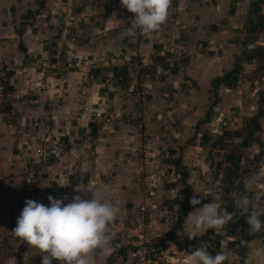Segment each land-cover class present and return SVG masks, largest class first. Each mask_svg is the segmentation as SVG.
I'll list each match as a JSON object with an SVG mask.
<instances>
[{"label": "crops", "instance_id": "1", "mask_svg": "<svg viewBox=\"0 0 264 264\" xmlns=\"http://www.w3.org/2000/svg\"><path fill=\"white\" fill-rule=\"evenodd\" d=\"M95 1L42 0L41 12L33 17L29 13L33 0H0V62L8 70L6 79L11 94L24 100L9 105L7 118L11 119L0 114V133L4 135L0 147V242L5 231L16 227L29 195L30 189L19 172L26 167L33 178L32 192L44 198L63 191L70 201L80 194L74 191L77 186L89 190L99 186L105 189L107 199L116 201L112 202L120 209L123 225L132 232L140 231V227L128 222L133 215L128 206L131 198L147 205L149 223L145 231L149 230L153 240H161L181 218L179 222L185 224L181 245L209 241L217 253L225 244L229 253L241 256L230 258V264H264V242L247 234L245 229L249 226L244 214L234 208L233 200L239 194L264 200V171L258 167L249 176L241 177L246 163H251L254 149L262 150L264 159V0H172L166 22L160 30L144 36L139 47L144 57L155 53L161 60L151 64L146 61L140 74L149 79L147 69H159L163 81L140 79L136 77L135 64H124L129 57L122 43L123 34L113 32L106 39L100 36V26L105 31L127 27L128 10H96ZM73 32L82 35L84 41L68 43L65 53L92 59L93 72L86 68L83 73L65 69L56 77L40 80L35 62L44 58L48 42L52 41L56 48L64 35ZM244 50L247 62L241 64L239 78L245 90L238 93L225 83L214 89L215 80L236 68L238 54ZM166 60L167 68H163ZM123 64L126 68H122ZM159 92L166 97L170 94L171 100L157 99ZM142 93L149 101L142 105L143 129L139 132L124 121V115L136 111L137 97ZM215 97L217 108L211 107ZM91 105L96 106L97 118L90 116ZM239 105L243 106L242 113L232 119V111ZM108 109L113 110L111 123L103 120ZM33 122L39 126L42 145L60 139L71 148L47 161L43 159L46 152L41 153L40 147L35 156L25 152L21 156L22 145L14 143L17 130L26 126L31 133ZM220 122H225V126L219 127ZM204 144L223 147L222 154L206 160ZM45 145L41 147H48ZM90 149L94 160L88 156ZM140 149L144 151V163L153 166V174H158L156 166L164 167L159 169L161 175L151 185L148 183L153 187L148 189L149 197L141 194L135 181L140 168L134 173L131 167L129 173L123 164L130 160L135 166L127 156ZM78 175L88 178L87 182H68L69 177ZM211 182L213 187H209ZM121 184L130 186L129 194ZM194 195L201 204H190L183 214L184 202ZM90 198L88 193L85 199ZM214 200L228 212H236L223 230L226 235L209 229L190 240L187 214ZM164 202L168 204L162 207ZM261 211L264 217V209ZM169 219L172 222L167 224ZM13 239L15 243L0 248V264H13L14 259L16 264H26L29 246ZM124 248L119 247L121 254L125 253ZM111 258L108 253H93L90 262L113 264ZM27 264H41V256L33 253ZM52 264L60 262L53 260Z\"/></svg>", "mask_w": 264, "mask_h": 264}, {"label": "rangeland", "instance_id": "2", "mask_svg": "<svg viewBox=\"0 0 264 264\" xmlns=\"http://www.w3.org/2000/svg\"><path fill=\"white\" fill-rule=\"evenodd\" d=\"M65 1V0H62ZM72 1V0H70ZM33 7H31V10L29 11V13H31L33 15V17H35L38 13L41 12L42 8H43V4H42V0H33ZM173 4V1L172 3ZM94 7L96 10H109L110 8H121L122 10H125L126 8H123L120 4V0H96ZM127 10V9H126ZM129 16H130V20L131 18L134 17L133 13L129 12ZM23 24H25V22H22ZM20 23V25L22 24ZM130 23V21L126 24L128 26V24ZM0 24H3V20L0 19ZM23 27H25V25L23 26H18L17 30L22 29ZM126 28L127 27H122V28H117L114 31H105L104 26H100L99 27V33L100 36L103 35V39H106L107 37H112L113 36V32L115 33H119V34H123L122 38V43L123 45H125L127 47L128 53L126 54L127 57H129L128 62L124 63L125 65H134L135 64V74L136 77L138 76V78L142 79V78H146L145 80H149L152 78H156V80L158 81H163V75L162 72L157 69H150L151 67H149L147 69V73H149V79L146 76H142L143 74L141 73V68L144 66V64L146 61L149 62L151 64V62L154 63H158L157 61H161L159 59L158 56L152 55V56H143L141 53H139V47L141 45V43L143 42V38L144 36H136V37H129L126 33ZM63 31V29H61ZM113 30V29H112ZM74 34H69V36L64 35V37H62L58 42L56 48L54 47V43H52V41H49L47 44V50L46 53L44 55V58L42 59H38L36 60L35 64H36V71L38 74L40 75V80L41 78L45 80V77H56L57 73H61L63 72L65 69L66 70H70L73 72H77V73H83L85 71H83L85 68L86 70L89 69L90 72H93V70L95 69V66L93 64V60H89V58H82V57H78V56H73L71 54H67L65 53V49L67 48L68 43H73V42H83L84 40L81 38V36H79V34L77 32H73ZM78 34V35H77ZM104 34H108V36L104 35ZM10 39V38H9ZM87 39V38H86ZM53 40V39H52ZM83 40V41H82ZM121 40V39H120ZM9 41V40H7ZM11 41V40H10ZM9 41V42H10ZM54 42V40H53ZM92 54V53H91ZM247 55V52L244 51H240L236 60V68H238V72L236 75V79L234 80V82L229 85L230 89H234L236 92L238 93H242L245 90V84L243 81H241V78H239L240 76V71H241V64L244 62H247L245 60V56ZM121 58L124 60V55L121 56ZM68 61L73 62L74 64H76L74 66V68L72 69H68L67 68V63ZM89 62V63H87ZM164 62V67L163 68H167V60L163 61ZM123 64L122 68H126L124 67L125 65ZM147 66V65H146ZM151 66V65H149ZM7 69L5 68V66L3 65V63L0 62V74L2 75V82L4 84L5 87V93H6V102L4 104V109L1 111V115L4 116V118H7L8 116V107L9 105H11L14 102H18L20 101H24L22 99V97L20 98V96L18 95H12L11 94V90L9 88V86L7 85ZM41 82V81H40ZM148 84H151L150 82H146ZM145 83V84H146ZM43 85V84H42ZM137 88V86H136ZM139 89V88H138ZM136 93L137 90H134ZM128 92V91H127ZM54 98H58V95H54ZM156 97V96H155ZM138 98V103L139 106L138 108H136L135 112H131L128 113L126 115H124V121L126 123L132 124L134 126V128H136L137 130H139V132H141V130L143 129V112H142V105L144 103H147V100L149 101L148 96H146L144 93L139 94ZM157 99H165L166 101H170L171 100V95L167 94L166 96H163V93H158ZM29 103V102H28ZM83 102H80V106H83ZM218 99L215 97L211 103V107L217 108L218 107ZM96 106L91 105L90 106V116L94 119L97 118V111L94 109ZM171 108V106L166 107V109L169 111ZM243 110V106L239 105L237 107H235L232 111V119H237L239 117H237V113H242ZM245 110V109H244ZM113 113V110H107V114L103 117V120L105 123H111V121L113 120V116H111ZM7 119H11V117L9 116V118ZM109 120V121H107ZM225 123V122H224ZM223 122H220V124L218 125L219 127H224ZM229 124V122L227 123V125ZM30 127L32 128L31 133L29 131H27L25 128L26 126H24L22 129H18L17 133H16V138L14 143L17 144L18 142L22 145V147L19 149L20 155L23 156L24 152L28 153L29 155H33L35 156L36 154H34L36 148H41V153L43 152H48V147H41L45 144H48L47 146H49L50 144H52L53 142L57 141V140H49L46 143H44L42 145V136H40V129L39 126L33 122ZM36 128V130L34 129ZM143 132V131H142ZM3 137L4 135H2L0 133V147L1 144L3 142ZM21 137V138H20ZM60 140V139H59ZM61 143H65L67 145V142H64L62 140H60ZM246 144H252L251 142H246ZM205 145V144H204ZM46 146V145H45ZM67 146L64 149V152L68 150ZM242 147V146H241ZM71 148V147H70ZM223 148V147H222ZM221 146H217V147H213L210 144H206L204 146V149H202L203 152L206 153L205 155V159L209 160L211 159V156H215L217 154L221 153L222 149ZM25 150V151H24ZM38 150V149H37ZM36 150V151H37ZM230 151H237L236 148H230ZM90 154H88V156L90 158H92V160H94V151L93 149H90ZM132 152H134L135 154H129L127 157L132 158V161H134L136 163L135 166H131V163H129V161L124 160L123 164L124 167L128 170V172H131V167H133L134 173H136V169L137 167H139V177L138 179H135V181L137 182V184L140 185L139 189L141 194H144L145 196L149 197V188H153L152 186H149L148 183H150L153 181V179H155V177H158L161 175L160 170H163V166H156L155 168H158L157 173H152L151 169L153 168V166H149L146 163H144L145 158H144V151L143 150H132ZM222 154V153H221ZM253 155L251 157H253L251 159V163H246L245 165V169L246 171L244 172L243 175H241L242 178H244L245 176H249L251 174V172H253L254 169L259 167V161L262 160V150H258V149H254L253 150ZM126 157V158H127ZM129 158V159H130ZM140 160V161H139ZM142 161V165L139 166V164H137V162ZM41 164V163H40ZM38 166V170H40V165ZM25 167H22L20 169V174L23 171ZM117 169V167H116ZM160 169V170H159ZM184 167H182V174L181 177H183L182 175L184 174ZM1 171V170H0ZM117 174V171H116ZM113 177L115 176V171L112 175ZM117 176H120L119 174H117ZM33 179V178H32ZM87 179L85 176H81L78 175L77 178H75L74 176H71L68 178V182L69 183H73V184H81V183H86ZM234 186H238V184H236V182H233ZM33 184V183H32ZM32 184H31V188L29 191V195L27 197L28 199L34 200L36 202H39L41 200H43V204L48 205L49 201H48V196H45V198L43 196H40L39 194H37L36 192H32ZM211 184L209 185V187H213L214 182L208 183ZM221 184V182H220ZM122 185V184H121ZM185 184H183L184 186ZM123 186V191L126 192V194L130 193V186H126V185H122ZM51 188V187H50ZM54 188V186H53ZM120 190V188L118 189ZM210 190V189H209ZM91 191V190H90ZM129 191V192H127ZM91 193V192H89ZM114 193H117V190L114 191ZM57 193H55L56 195ZM52 196L54 195L53 193L51 194ZM64 196L63 191L60 192V194L58 196H55V198H60ZM175 196V195H174ZM111 201H115V200H111ZM132 203H128L129 206V210H130V214H133L132 216H130L129 221H133L134 225H138L140 227V231L137 232H132L128 229V227H125L123 225V219L121 218V215L119 213V219L113 223L112 225L109 226V234L111 235L112 238V243L114 245L115 250L110 254L111 255V259H113V264H182L183 263V257L186 254H190L191 251H194L195 248H197L198 246H200L199 243H190L188 245H181V231L182 228L185 226V224L182 222L180 223L178 220H176L175 222V226L171 225L169 229H167V234L161 239V240H153L151 239V234L147 230L146 225H148L149 220L147 218L148 216V211H147V205L143 202H139L136 203L135 201H132V198L130 200ZM42 202V201H41ZM116 202V201H115ZM120 202V201H119ZM66 203V202H65ZM123 204V202H122ZM168 202H164L162 204V207H164V205H167ZM164 208H162L163 210ZM243 214V213H242ZM261 220L264 221V217L261 216ZM170 222H172L170 219L166 221L167 224H169ZM147 234V235H146ZM255 236L261 240L262 242H264L263 238H264V232L255 234ZM146 237V238H145ZM203 244H206V246L208 247V252L215 256L216 253L212 251V249H214V245L209 242L206 241ZM123 246L125 247V253L121 254L119 252V247ZM122 248V247H121ZM154 253V256H148V254H152ZM145 258V259H143ZM230 258H241L240 254H234V253H230L228 256V260L224 262V264H230Z\"/></svg>", "mask_w": 264, "mask_h": 264}, {"label": "clouds", "instance_id": "3", "mask_svg": "<svg viewBox=\"0 0 264 264\" xmlns=\"http://www.w3.org/2000/svg\"><path fill=\"white\" fill-rule=\"evenodd\" d=\"M171 3L172 0H120L121 6L134 14L126 28L127 35L147 36L160 30L168 18ZM259 169L264 171V159L259 161ZM74 191L80 194L72 196L70 201L67 195L60 198L49 195L48 205L31 199L25 201L10 234L29 246L26 264L33 253L41 256V264H52L53 260L60 264H91L93 253L111 254L115 250L109 226L119 219V207L106 198L102 187L90 191L77 186ZM89 191L91 198L85 199ZM233 200L234 208L244 214L249 226L245 229L247 234L264 232V221L260 219L264 200H255L248 194H239ZM189 202L193 206L201 204L195 195ZM235 215L236 212H228L215 200L205 203L187 214L186 223L190 228L187 237L191 240L209 229L226 235L223 230ZM207 249L206 244H201L183 257V264H224L228 260L230 253L225 244H221L215 256Z\"/></svg>", "mask_w": 264, "mask_h": 264}, {"label": "built area", "instance_id": "4", "mask_svg": "<svg viewBox=\"0 0 264 264\" xmlns=\"http://www.w3.org/2000/svg\"><path fill=\"white\" fill-rule=\"evenodd\" d=\"M76 64H74V61H68L67 63V68L68 69H72L74 68ZM2 75L0 74V113L1 111L4 109V104L6 102V93H5V87L4 84L2 82ZM109 121V120H107ZM68 146V144L66 145L65 143H61L60 140H57L55 142H53L52 144H50L48 146V152L44 153L45 155H43V159L44 161H47V158H51L53 156L59 155L62 152H64V149ZM20 178L22 179L23 183L25 184V186L30 189L31 188V184L33 182L32 176L30 174V171L28 168H24L23 171L20 174ZM42 201V200H41ZM40 203L43 204V201ZM45 205V204H44ZM13 228H10L9 230L5 231L3 233V241L0 242V248H4L7 245H10L11 243H15V240L13 239V236L10 234ZM264 240V238H263ZM154 256V253L152 254H148L149 258L150 256ZM145 259V258H143Z\"/></svg>", "mask_w": 264, "mask_h": 264}, {"label": "trees", "instance_id": "5", "mask_svg": "<svg viewBox=\"0 0 264 264\" xmlns=\"http://www.w3.org/2000/svg\"><path fill=\"white\" fill-rule=\"evenodd\" d=\"M238 72V68H235L233 71L223 75V77L221 79L215 80V82L213 83V87L214 89L217 88L221 83H225L226 85H231L234 80L236 79V75ZM190 200L185 201L184 202V209H183V214L186 212V209L188 208V206L190 205ZM181 218L178 219V221H180Z\"/></svg>", "mask_w": 264, "mask_h": 264}]
</instances>
